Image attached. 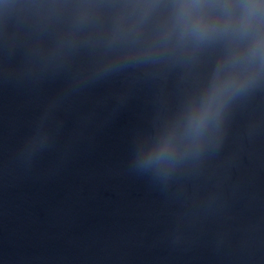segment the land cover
<instances>
[{
	"label": "water",
	"instance_id": "1",
	"mask_svg": "<svg viewBox=\"0 0 264 264\" xmlns=\"http://www.w3.org/2000/svg\"><path fill=\"white\" fill-rule=\"evenodd\" d=\"M180 2L0 0V264H264V62Z\"/></svg>",
	"mask_w": 264,
	"mask_h": 264
},
{
	"label": "clouds",
	"instance_id": "2",
	"mask_svg": "<svg viewBox=\"0 0 264 264\" xmlns=\"http://www.w3.org/2000/svg\"><path fill=\"white\" fill-rule=\"evenodd\" d=\"M176 8L175 23L171 31L178 32L181 41L202 42L212 36L229 31L251 37L247 60L264 62V32L259 30L261 5L257 0H245L240 5L219 3L218 0H182ZM239 8V15L234 12ZM221 10V11H217ZM256 69L250 68L239 76L230 77L213 86L208 100L192 115L189 127L199 134L206 126L216 105L217 112L223 106L225 97L238 91L254 78ZM163 157V153L160 154Z\"/></svg>",
	"mask_w": 264,
	"mask_h": 264
}]
</instances>
